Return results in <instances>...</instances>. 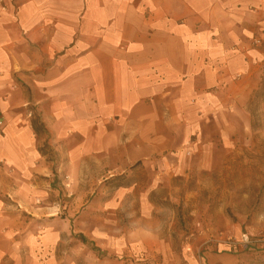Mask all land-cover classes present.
I'll use <instances>...</instances> for the list:
<instances>
[{"label":"crops","instance_id":"1","mask_svg":"<svg viewBox=\"0 0 264 264\" xmlns=\"http://www.w3.org/2000/svg\"><path fill=\"white\" fill-rule=\"evenodd\" d=\"M262 59L264 0H0V264H115L65 249L53 176L116 147L149 182L202 162Z\"/></svg>","mask_w":264,"mask_h":264},{"label":"rangeland","instance_id":"2","mask_svg":"<svg viewBox=\"0 0 264 264\" xmlns=\"http://www.w3.org/2000/svg\"><path fill=\"white\" fill-rule=\"evenodd\" d=\"M258 69L261 80L245 96L257 79L243 82L251 68L233 73L222 125L206 127L202 162L149 182L116 147L109 162L68 166L66 184L53 176L59 208L51 213L66 223L65 249L115 264H209L210 253L218 264H264V245L241 239H264V59Z\"/></svg>","mask_w":264,"mask_h":264},{"label":"built area","instance_id":"3","mask_svg":"<svg viewBox=\"0 0 264 264\" xmlns=\"http://www.w3.org/2000/svg\"><path fill=\"white\" fill-rule=\"evenodd\" d=\"M3 125H4V121L3 119L0 118V134L3 133ZM241 239L243 243L249 246L250 245H262V244L264 245V239L254 240L249 233H243Z\"/></svg>","mask_w":264,"mask_h":264}]
</instances>
